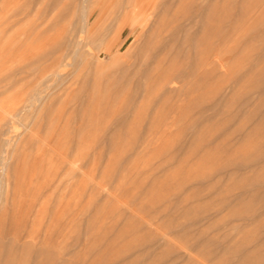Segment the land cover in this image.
<instances>
[{
	"label": "rangeland",
	"instance_id": "1",
	"mask_svg": "<svg viewBox=\"0 0 264 264\" xmlns=\"http://www.w3.org/2000/svg\"><path fill=\"white\" fill-rule=\"evenodd\" d=\"M116 4L87 37L82 0H0V264L261 263L264 0H159L120 30Z\"/></svg>",
	"mask_w": 264,
	"mask_h": 264
},
{
	"label": "bare ground",
	"instance_id": "2",
	"mask_svg": "<svg viewBox=\"0 0 264 264\" xmlns=\"http://www.w3.org/2000/svg\"><path fill=\"white\" fill-rule=\"evenodd\" d=\"M84 3H85V5H84V9L82 10V14H81V18H82V21H81V23L83 22V26H82V32L85 34V35H87V37H91L92 36V34H91V30H92V28H93V26H90V18H91V15L96 11V10H100L102 7H103V5L105 4L106 6L108 5V4H112L113 3V1L114 0H82ZM158 1L159 0H146V2L144 3V5L141 7V8H138L137 7V5L135 4V3H131L129 0H124V2H122V0H115V2H117V4H116V6H115V8H118V13H117V26H118V30H120V29H122V28H124V27H126V26H128V27H132L136 22H137V20H138V16L142 13V11H144V10H146L145 12H146V14H145V16H144V20H148V21H150L151 20V18H149V15H148V13H149V10H152L156 5H157V3H158ZM261 3V2H260ZM104 5V6H105ZM261 5V4H260ZM260 5H258V6H260ZM109 6V5H108ZM107 8V7H106ZM115 8L110 12V13H108V16H107V19L111 22V18H110V15H111V13L115 10ZM136 8H138V9H136ZM14 11V10H13ZM255 11V10H254ZM59 13V12H58ZM60 14V13H59ZM43 15V14H42ZM47 15V14H46ZM56 15V14H55ZM213 17H214V15L213 14H211ZM211 15H210V18H211ZM48 16V15H47ZM196 16V14L194 15V14H192V15H185L184 16V19L187 21H190V22H192V21H194V17ZM58 17V16H57ZM197 17H199V15L197 16ZM59 18V17H58ZM207 19H206V30H205V32H203L202 33V35H199V36H197L196 37V41H198V42H206L207 40L210 42V40H211V38H209L208 39V34H209V30H208V27H209V24H210V18H209V14H208V16L206 17ZM220 18V17H219ZM154 20H155V18H153ZM221 19V18H220ZM59 20V19H58ZM222 20V19H221ZM14 22V21H13ZM14 23H16V22H14ZM142 23H143V21H141L140 20V22L137 24V28L134 30V32L137 30V29H139L140 28V26H142ZM148 23V22H147ZM222 23V22H221ZM135 26V25H134ZM222 26V25H221ZM256 26V25H255ZM190 28V27H189ZM211 29L212 30H216V29H218V27H215L214 29L213 28H210V32H212L211 31ZM208 30V31H207ZM215 30L213 31V32H215ZM219 30V29H218ZM217 30V31H218ZM45 31V30H44ZM222 31V30H221ZM220 31V32H221ZM138 33L136 34V37H140L141 35H142V33H143V28H141L140 29V31L138 30L137 31ZM41 33V32H40ZM62 33H63V35H62ZM61 33V35H62V37H61V35H60V37H61V42L59 43V44H57V47L55 48L54 46V48H55V50L53 51V52H49V53H47L46 52V50H45V52H46V55H45V53H42L41 52V56L43 55L44 57H43V59H44V64L41 66V67H37V68H39V70L37 69V73L34 75V78H33V80H32V84H31V86L33 85V84H35V83H37V85H38V87H40L41 85H43L44 83H46L47 81H48V79H49V77L50 76H53V75H56L57 73H59L62 69L64 70V66H67V61H66V65H62V60H63V53L62 52H60V50H64L63 48H64V46L67 44V42H65V41H67V39H68V36H69V33H70V30L69 29H65L63 32ZM120 33V32H119ZM217 33V32H216ZM216 33H213V34H216ZM236 33V32H235ZM234 33V34H235ZM32 34V33H31ZM42 34V33H41ZM102 34V33H101ZM248 34V33H247ZM246 34V35H247ZM33 35V34H32ZM197 35V34H196ZM222 32L220 33V37H222V36H224V37H222V38H227L225 35H222ZM246 35H244L245 36V39H249L250 37H246ZM249 35V34H248ZM102 36H104V35H102ZM212 36H215V35H212ZM217 37H219V31H218V35H216ZM241 36V35H240ZM239 36V37H240ZM73 37H75V36H73ZM104 37H106V36H104ZM219 37V40L221 39ZM230 37V36H229ZM234 37V36H233ZM241 37H243V35L241 36ZM101 38H103V37H101ZM215 38V37H214ZM252 38L253 37H251L250 38V40H252ZM36 39H37V37H36ZM77 39V38H76ZM97 39H99V37L97 38ZM223 39V40H224ZM242 39V38H241ZM240 39V40H241ZM244 39V40H245ZM69 40H70V38H69ZM216 40V39H215ZM238 40H239V38H238ZM37 41V40H36ZM77 41V40H76ZM133 41V40H132ZM236 41V40H235ZM68 42H72L71 40L70 41H68ZM212 42H215V41H212ZM216 42H218V41H216ZM227 42V41H226ZM230 42H232V41H230ZM80 43V42H79ZM83 43V42H82ZM112 43V42H111ZM135 43H137V42H135ZM223 43H225V42H223ZM84 44V43H83ZM87 44V43H86ZM114 44V43H113ZM116 45V44H115ZM73 46V45H72ZM133 46H134V44H133ZM133 46H132V49H133ZM65 47H67V46H65ZM119 47V46H118ZM136 47V46H135ZM48 48H50V47H48ZM68 48V47H67ZM70 48H72V47H70ZM66 49V48H65ZM131 49V48H130ZM48 50H50V49H48ZM71 49H69L68 50V52H71L70 51ZM66 51H67V49H66ZM72 51H73V49H72ZM58 52H60V53H58ZM87 52V51H86ZM64 55H67V53L65 52V50H64ZM72 53V52H71ZM85 53V52H84ZM70 54V53H69ZM38 55H39V58H41L40 57V52L38 53ZM35 56V55H34ZM120 56V55H119ZM68 57H70V56H68ZM33 59V61L34 60H36L35 58H32ZM65 59H66V57H65ZM72 59H73V57H72ZM77 59V58H76ZM74 60V59H73ZM27 62H29V61H27ZM65 62V61H64ZM35 63V62H34ZM30 64V63H29ZM70 64V63H69ZM22 66V65H21ZM76 66V65H75ZM27 67V66H26ZM184 68H186V67H184ZM36 69V68H35ZM187 69H182V67H180V68H177V69H175L171 74H168L166 77H165V80H164V82H163V86H166L168 83L170 84V83H172L173 81H176L177 79H179V78H181V77H185V73H186V75L188 76L189 75V72L187 71ZM27 73V72H26ZM28 74H29V72H28ZM21 75V74H20ZM59 75V74H58ZM30 76V75H29ZM23 78V77H22ZM25 78V77H24ZM30 78V77H29ZM56 78V77H55ZM64 79V78H63ZM1 81H3V80H1ZM23 81V80H22ZM51 81V80H50ZM18 83V82H17ZM27 83V82H26ZM49 84V83H48ZM63 84V83H62ZM169 84H168V86H169ZM13 85H14V83H13ZM36 85V84H35ZM67 85V84H66ZM12 86V85H11ZM16 86V85H15ZM45 86V85H44ZM72 86V85H71ZM38 87L37 86H35L34 88H32V91L30 92V94L28 95V98L26 97V100L25 101H23V102H21V104L19 105V106H17V104H15L12 108H10L9 110H8V112H7V117H10V118H13V119H15L17 116H19V114H20V111H22V109L24 108V107H32V105H35V102L36 101H38L40 98H42V94H41V91L38 89ZM53 88V87H52ZM60 88V87H59ZM31 89V88H30ZM46 89V88H45ZM69 90V89H68ZM72 90V89H71ZM3 92V91H2ZM29 92V91H28ZM42 93H43V91H42ZM64 93V92H63ZM66 94V93H65ZM70 94H71V92H70ZM64 96V95H63ZM51 98V97H50ZM52 101V100H51ZM58 101V100H57ZM65 101V100H64ZM70 101V100H69ZM60 103V102H59ZM65 104V102L63 103V105ZM60 105H62V104H60ZM41 107V106H40ZM48 107V106H47ZM21 109V110H20ZM39 109V108H38ZM34 110H36V109H34ZM35 112V111H34ZM46 113V112H45ZM44 113V114H45ZM48 113V112H47ZM51 113V112H50ZM61 115V114H60ZM46 116V115H45ZM30 117V116H29ZM47 117H49V116H46V118ZM19 118V117H18ZM45 119V118H44ZM7 120H9V119H7ZM61 120V119H60ZM68 121H70V120H68ZM20 122V121H19ZM47 122V121H46ZM61 122V121H60ZM48 123H49V121H48ZM61 125V124H60ZM10 126V125H9ZM50 126V125H49ZM53 126V125H52ZM13 128V127H12ZM41 128V127H40ZM45 128V127H44ZM48 128V127H47ZM68 128V127H67ZM11 129V128H10ZM54 129V128H53ZM11 131V130H10ZM23 132V131H22ZM47 132V131H46ZM69 132V131H68ZM38 133V132H37ZM39 134V133H38ZM67 134V133H66ZM11 135V134H10ZM68 136V135H67ZM42 137V136H41ZM57 137V136H56ZM74 137V136H73ZM44 139V138H43ZM72 139V138H71ZM30 141V140H29ZM72 142V141H71ZM70 142V143H71ZM73 142H74V140H73ZM42 143V142H41ZM75 143V142H74ZM72 144V143H71ZM74 145V144H73ZM70 149V148H69ZM60 150V149H59ZM58 151V150H57ZM64 151V150H63ZM64 156V155H63ZM65 156H66V154H65ZM74 163V162H73ZM12 185V184H11ZM259 264H264V261H261V263H259Z\"/></svg>",
	"mask_w": 264,
	"mask_h": 264
}]
</instances>
